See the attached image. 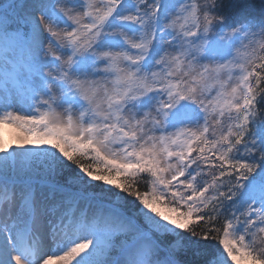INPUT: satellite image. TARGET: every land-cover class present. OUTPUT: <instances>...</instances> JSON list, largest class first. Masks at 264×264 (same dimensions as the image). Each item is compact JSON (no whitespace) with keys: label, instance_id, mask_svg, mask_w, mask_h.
Here are the masks:
<instances>
[{"label":"snow or ice","instance_id":"obj_1","mask_svg":"<svg viewBox=\"0 0 264 264\" xmlns=\"http://www.w3.org/2000/svg\"><path fill=\"white\" fill-rule=\"evenodd\" d=\"M5 127L0 264H264V0H0Z\"/></svg>","mask_w":264,"mask_h":264},{"label":"rangeland","instance_id":"obj_2","mask_svg":"<svg viewBox=\"0 0 264 264\" xmlns=\"http://www.w3.org/2000/svg\"><path fill=\"white\" fill-rule=\"evenodd\" d=\"M0 136H2L5 141H11L12 140V130L5 127L2 130H0Z\"/></svg>","mask_w":264,"mask_h":264},{"label":"trees","instance_id":"obj_3","mask_svg":"<svg viewBox=\"0 0 264 264\" xmlns=\"http://www.w3.org/2000/svg\"><path fill=\"white\" fill-rule=\"evenodd\" d=\"M249 3L258 4L259 0H248ZM258 8H249L246 10V14H257Z\"/></svg>","mask_w":264,"mask_h":264}]
</instances>
